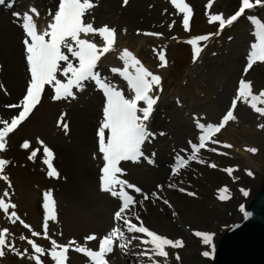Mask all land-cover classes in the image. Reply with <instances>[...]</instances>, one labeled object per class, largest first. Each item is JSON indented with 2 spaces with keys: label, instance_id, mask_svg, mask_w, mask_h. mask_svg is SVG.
I'll use <instances>...</instances> for the list:
<instances>
[{
  "label": "rangeland",
  "instance_id": "1",
  "mask_svg": "<svg viewBox=\"0 0 264 264\" xmlns=\"http://www.w3.org/2000/svg\"><path fill=\"white\" fill-rule=\"evenodd\" d=\"M185 2L195 12L190 31L184 30L180 25V15L174 11L168 0H128L126 5L123 0H100L97 5V7L103 5L106 14L98 16L99 21L94 26L108 24L115 27L118 34L116 48L104 56L101 69L120 65L122 61L119 59V53L121 49L128 48L135 55L141 56L146 67L163 77V91L159 93L160 99L156 106L161 112H164L165 105L171 106L170 113L166 111L167 121L160 128L162 134L167 132V135L160 137L159 140L151 139L147 145L160 164L167 160L172 145L183 143L187 134H191L190 129L192 127L193 130L197 120L217 122L229 107L232 94L235 93L238 84L237 77L245 64L247 42L252 37L253 25L248 16L264 18V7L251 11L223 36L214 35L208 41L201 42L204 47L200 57L195 62L193 60L189 62L188 51L192 49V45L188 42L185 44L184 41H188L192 36L215 33L218 23L209 22V13H223L226 17L236 9L238 0H213L211 8L206 7L208 0H185ZM17 6L19 12L27 11L29 6H35L41 16H44L48 9L46 1L43 0H17ZM165 9L167 12L164 11ZM87 20H90L88 16ZM170 24L172 27H169ZM124 29L127 31L125 32ZM21 32L18 19L0 8V85H3L0 88V114L7 112L6 105L17 103L24 92L22 87L19 98H12L9 95L11 87L7 82L18 69L26 65L22 60ZM147 32H160L163 35L150 36L145 34ZM159 49L165 50L168 60L165 68L157 66L160 62L156 51ZM245 79L252 81L254 91L258 92L264 88V63L259 62L255 65ZM22 84L25 85L24 80ZM87 88L89 89V86ZM85 89H78L75 98L59 103L53 102L46 95L41 105L25 123L9 134L7 148L0 153L10 161L6 166L5 174L12 182L11 199L17 205L18 215L32 225L37 224L41 219L43 221V193L51 190V194L56 195V203L61 205L63 213L65 215L67 213L75 220V226L69 231L64 228L65 237L60 239L61 243H67L69 237L79 236L83 240V237L89 233H96L99 237L112 227L111 222L105 227L99 226V212L102 211L103 204L95 193L88 202H80L79 197L76 196L78 186L87 181V173L78 161L80 156L75 148L69 147L73 143L74 136L71 129L81 123V120L88 118L92 110L99 105L96 96ZM236 112L238 119L229 122L219 140L231 144L232 147H225L221 143L215 146L220 153L202 151L199 158L205 163H200L198 160L190 167L187 166L183 175L177 178L179 189L185 188L186 191H177L178 196L174 205L171 204L169 207L163 203V200L170 199L168 192L164 191H169L170 194L174 191L176 193L174 188L168 187L169 182L158 179L153 185L152 182L149 184L150 187L152 186L150 192L155 190L156 193H160L162 200L154 197L155 201L152 198L145 202V216L141 217L145 226L167 238H181L186 241L190 236V230L214 234L212 239L214 248L203 242L199 244L184 242L183 247L180 248L170 246L167 248L166 260L159 257L162 258L161 264H211V257L220 236L241 220L243 210L264 181V129L257 127L258 123H264V117H260L244 103L240 104ZM61 113H66L64 120L69 125L67 131L57 124ZM15 114L16 110L11 115L5 113L3 117ZM46 118V123L41 125L40 121ZM37 137L55 151L56 156L53 157L52 163L60 173L59 178L47 175V165L43 163V150L37 142ZM26 139L31 142L30 149L21 147ZM251 147L257 148V152H250L248 149ZM32 148L41 149L34 160L28 158ZM213 163L216 167L210 166ZM135 166L130 164L125 166L124 179L142 185L145 182L142 181V174L136 172L135 176L132 173L135 172ZM230 167L233 169L231 174L225 171ZM249 171L252 175H249ZM187 179L189 181H186ZM157 185H163L164 188H155ZM6 187L7 183L0 179V195ZM22 188L28 190L27 204L23 202L21 196ZM225 188L226 192L221 191ZM242 188L249 190V193L245 195ZM225 193L231 196L228 203L220 198L221 194ZM110 209L107 210L111 215L112 209ZM135 209L136 212L141 213L140 207L137 206ZM170 212H175L176 215L172 218ZM16 226L18 225H13L0 211V228L8 227L11 232ZM201 239L203 241L202 237ZM204 251H210L211 255L205 257ZM177 253L179 260L176 259ZM44 255L41 257L42 261L44 260L43 264H53L51 258L47 254ZM154 257L156 256L150 257L152 264L157 261ZM83 258L82 253L69 250L67 262L74 264V261L82 260L81 264H87L88 258H85L86 261ZM118 262L127 263L120 258ZM0 264H35V262L27 256L21 258L9 252L5 257L0 258Z\"/></svg>",
  "mask_w": 264,
  "mask_h": 264
},
{
  "label": "snow or ice",
  "instance_id": "2",
  "mask_svg": "<svg viewBox=\"0 0 264 264\" xmlns=\"http://www.w3.org/2000/svg\"><path fill=\"white\" fill-rule=\"evenodd\" d=\"M14 3L15 0H12ZM5 0H0V4H4ZM126 5L128 0H123ZM175 10L182 14V26L184 30H191V17L193 10L185 0H170ZM213 0H208L207 8H211ZM256 6L264 7V0H240L238 9L225 18L223 13H209V22L218 23L219 28L216 33H208L205 35L192 36L187 42L192 45L193 62L201 55L204 45L210 37L219 35L220 31L226 26L232 25L238 20L246 10H251ZM94 7L93 0H58L55 10L47 11V20L45 27H38L40 12L35 6H29L27 11L13 12V16L18 18L24 37L22 40L24 50L26 52V65L29 72V79L23 96L15 104L6 105L9 109H15L16 114L10 118H0V153H3L8 144V137L18 126L24 122L33 112V110L41 103L46 87L51 89V99L53 101L67 100L75 98L74 89H83L84 82L94 80L96 86L102 90L105 103L103 106V119L99 123L96 131L97 147L92 153L93 159L99 158L102 166L99 170V188L101 191L108 193L118 201L117 207L113 211L114 226L101 235L90 233L83 237L85 244L77 243L75 238L67 243H58V241L49 234V221L57 220L55 200L51 194V190L43 193V223L42 231H36L32 226L25 222L20 215L17 214V205L12 202V182L8 175L5 174L6 166L10 161L0 155V179L7 183L3 194L0 195V211L5 214L10 222L15 225L18 221L20 225L28 230L30 235L19 236L21 241H26L31 248L25 247L22 251L16 247V238L10 232L8 227L0 228V258L5 257L9 252L17 257L27 256L35 261V264H43L42 255L47 254L53 264H66L68 260L69 249L72 248L78 253H82L88 258V264H109L106 258L113 251V246L120 241V247L126 248V233L145 234L142 236H133L132 239H139L140 242L147 246V250L143 253L145 256L168 257L167 248L183 247L184 241L181 238L170 239L158 234L156 231L146 227L140 215L133 211L136 204H143V200L150 199V195L144 192L141 187L135 183L129 182L122 178L125 169L122 168L121 161H139L144 157L142 145L146 140L155 133L150 132L145 123L150 114L154 111V106L160 99L159 93L163 91L162 75L150 70L142 61L128 48H123L119 53V59L122 61V67H112L110 72L118 74L126 81L127 93L125 89L113 84L106 78L102 77L96 71L98 62L106 53L115 50L118 34L115 27L108 24L94 26V17L85 20L86 13ZM167 12V9L164 10ZM248 19L254 25V42L250 44V52L247 56V63L243 69L246 74L249 69L257 62L264 63V20L255 15L248 16ZM174 23V22H173ZM169 27H172L170 24ZM126 32L127 30L124 29ZM138 32L140 30H137ZM146 35L162 36L160 32H147ZM99 36L100 44L95 42V37ZM231 39V37L229 38ZM159 60L157 65L159 68H165L168 60L164 49L156 51ZM3 85H0L2 88ZM244 103L260 117H264V88L258 92L253 90L252 81L245 79L243 76L239 79L235 89V94L231 99L230 107L218 123L200 122L197 120L196 126L200 132L198 142L188 141L190 152L186 158L184 155L177 154L175 162L171 168L173 175L189 165L190 160H199L201 149L207 148L209 143L221 144L231 148V144L214 139L215 135L220 132L225 124L229 121H236L237 115L234 110L237 103ZM66 113H61L57 124L65 131L69 125L65 122ZM258 128L264 129V123H258ZM43 150V163L47 165V175L53 178H59V171L53 166L52 159L54 157L53 150L45 144L39 137L36 138ZM31 142L24 140L21 147L30 149ZM252 153L257 152V148L248 149ZM40 148H32L30 150L29 159L34 160L37 157ZM210 151L216 152L217 148H211ZM150 163L155 161L149 160ZM211 167H216L213 163ZM232 168H227L229 174ZM249 175H252L249 171ZM169 188L176 187L175 184H169ZM158 189H162L163 185H157ZM179 191L185 192V188ZM221 191L226 192L227 189ZM134 193H140L143 200H137ZM195 195V193H188ZM245 195L247 193L245 192ZM151 197H157L156 192L151 193ZM221 199L227 197L222 195ZM163 203L171 207L168 200ZM173 215H176L173 212ZM245 217L250 213L245 212ZM135 221V222H134ZM62 235V233H61ZM197 237L203 238L205 245H212L213 233L204 231H195ZM43 236L50 242V247L45 248L37 243L36 237ZM96 241L98 247L95 249L86 246L87 242ZM127 243H131L128 240ZM205 257L210 256V251H204ZM179 260V254H176ZM154 264H159L158 261Z\"/></svg>",
  "mask_w": 264,
  "mask_h": 264
},
{
  "label": "bare ground",
  "instance_id": "3",
  "mask_svg": "<svg viewBox=\"0 0 264 264\" xmlns=\"http://www.w3.org/2000/svg\"><path fill=\"white\" fill-rule=\"evenodd\" d=\"M43 1H46L47 6H49L48 9L54 10V5H55L57 0H43ZM93 1H96V0H93ZM103 14H106V13H105V9L102 5V7L98 8L97 14H96V12L92 13V18L94 17L93 22L97 23L98 22V16H101ZM22 59H23V55H22ZM25 70H26V67L24 69V66H22V68L18 69V71L11 77V79L9 81H7L11 87V89H10L11 92L9 91L10 92L9 95L12 96V98L17 97V99H18L19 98L18 95H19V92L21 91L22 87H23V91L26 88L25 85L28 81L27 80L28 71L26 70L27 71L26 72ZM23 80L25 81V85L22 84ZM95 94H96L97 101L100 103V105H98L96 108H94L92 110V113L88 116V118L81 120V123H78L77 125L73 126V129H71V132L74 135L73 136V143L69 147L75 148V150L78 153V156H80L78 158V161L81 162L82 166L85 168L86 173H87L86 174L87 181L85 184L78 186L77 191H76V192H78V195H76V196L79 197L80 202L81 201L88 202L91 199V195L93 193H95L96 196H98L101 203L103 204V209H102V211L100 210V212H99L98 222H99V226L105 227V226H107V224H109L110 222L113 221V211L117 207L118 201L116 198L111 197L108 193L100 190L99 180H98L99 170H100V160H99V158L93 159V157H92V153L94 151H96V147H97L96 131H97L99 123L103 119L102 110H103V106L105 103L104 97L100 94L99 91L97 93L95 92ZM12 103H16V102H12ZM37 107H36V109H37ZM170 107L171 106H169V105H165L164 106V112H161V109H159V108L154 109V111L152 112L154 115H152L153 117H152L151 125H150L152 127V129H154V131L157 132V130L161 128V125L166 123V121H167L166 111L168 113H170V109H171ZM7 109L8 110L5 113H7L8 115H11L13 113V111L15 110V109H9V108H7ZM244 111L245 112L247 111L246 107L244 108ZM3 115L4 114L1 113L0 118H5V117H3ZM48 116H49V114H47V117ZM8 118H10V116L5 118V119H8ZM46 120H47V118L42 119L40 121L41 125H44L46 123ZM190 131L192 133L187 134V136L184 140L185 143L183 145H181V144L172 145L173 147H172L171 156L168 157V159H170V158L175 159V156L177 154L184 155L186 158L188 157L190 150H188L186 148V145L189 144L188 141L193 142V140L196 138V133H197L196 129L193 128V130H192V127H191ZM158 134H160V133H158ZM181 140L183 141L182 138H181ZM67 147H68V145H67ZM149 164L144 162L142 166L137 167L140 170L139 172L143 176L142 181H145L144 183H142L143 188L142 187L141 188L144 192H147V193L150 192V190H151L152 186L151 187L149 186V184L151 182L153 185L155 180L159 179L162 181H166V180H170L172 178V176L169 173L168 174L166 173V167L165 166L167 165V163L163 164L162 167H159V166L153 167V166H149ZM133 174L135 176L137 175V173L134 171H133ZM186 181H189V180L187 179ZM172 184H175V183H172ZM175 185L177 186V184H175ZM174 190H176V193ZM174 190H173L174 191L173 194H170L169 191H164V192H168V196L170 197V199H168V200H169L170 204H173V205L176 202V199L178 196L177 191H179V188L174 189ZM26 191L28 192V190L25 188L21 189V196H22L23 202L25 204H27L28 196H29V194ZM134 195H135L137 200H143V197L141 196L140 193H134ZM140 206L142 208H144L143 205H140ZM55 208H56L57 220L55 222L50 221L51 222V225H50L51 228H49V234L52 235L53 238L56 239V235H58L60 237L63 236V235H61V233L62 234L64 233V228L67 231H69L71 228H73L75 226V223H74L75 220L71 216H69L67 213L65 215V213H63L61 206H56ZM109 208L112 209L111 216H110V212L107 210ZM170 213H171L170 214L171 217L173 218V213L172 212H170ZM40 224H41V221L40 220L37 221L36 227L37 226L40 227ZM39 230L42 231V229H39ZM12 232L16 238V246L19 249H24L25 247H28L29 250H31L30 246L27 244L26 241H21L19 239V236L21 234L30 235V233L28 231H26L24 228H22L21 226L18 225V226L13 228ZM187 238H188L187 241L185 239H183V241L187 242V244L191 243V242L194 244H199V243L203 242L201 237H197L195 235V231L190 230V236ZM35 239L41 245L46 244V242H47L46 240L43 239V236L36 237ZM71 239H73V238L69 237V240H71ZM77 241L80 244L86 243L84 240L79 238V236L77 237ZM133 241L131 243H129L130 244L129 251L132 252V255H130L129 261L126 264H152V262H150L151 258L149 256L143 255V253L147 250V246L142 244L139 239L135 240V241H137L136 243L135 242L133 243ZM91 244H92V242H87L86 245L92 246V248H93V245H91ZM113 256H115V258H117V261H115L116 262L115 264H119L118 255L115 254ZM154 259H155V261L157 260L159 262V264H161L162 258L160 259L159 256H156V257H154Z\"/></svg>",
  "mask_w": 264,
  "mask_h": 264
},
{
  "label": "water",
  "instance_id": "4",
  "mask_svg": "<svg viewBox=\"0 0 264 264\" xmlns=\"http://www.w3.org/2000/svg\"><path fill=\"white\" fill-rule=\"evenodd\" d=\"M246 212L220 239L213 264H264V184Z\"/></svg>",
  "mask_w": 264,
  "mask_h": 264
}]
</instances>
